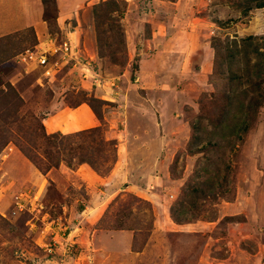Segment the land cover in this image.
I'll use <instances>...</instances> for the list:
<instances>
[{"label":"rangeland","instance_id":"obj_1","mask_svg":"<svg viewBox=\"0 0 264 264\" xmlns=\"http://www.w3.org/2000/svg\"><path fill=\"white\" fill-rule=\"evenodd\" d=\"M48 1V21L42 0L36 3L42 30L22 28L17 17L0 29L15 26L0 38V264H264V77L255 75L261 58L254 51L264 50V7L81 0L75 10L73 0ZM248 35L253 46L238 71L241 88L250 90L240 95L252 103L247 126L223 135L213 127L226 92L210 78L212 44L240 46ZM82 102L99 124L65 127L64 108ZM131 103L149 106L139 113L146 112L153 136L165 135L142 153V184L129 175L117 184L89 183L88 174L73 172L82 160L94 162L97 171L86 164L98 177L125 163L126 136L142 126L127 121L140 118ZM193 123L203 130L193 132ZM12 152L24 172L1 176ZM196 171L200 180L212 176L190 194ZM211 178L218 184H208Z\"/></svg>","mask_w":264,"mask_h":264},{"label":"crops","instance_id":"obj_2","mask_svg":"<svg viewBox=\"0 0 264 264\" xmlns=\"http://www.w3.org/2000/svg\"><path fill=\"white\" fill-rule=\"evenodd\" d=\"M0 3H1V5H0V29L1 30H6L5 19H9V21H11L14 19L13 17H17V18H15V20H13V23H19L22 28L26 27V25H27V26H35L36 28L39 27L42 30V26H44V24H43L44 22L40 18L41 17L40 11L38 10V6L36 5V3L38 4V0L37 1L36 0H0ZM78 3H79V5H81L83 2H81V0H73L70 4L71 8L77 10L78 8L74 5H77ZM19 4H20V7H19ZM11 5L15 6V9L13 11V13H15V14H13V13L11 14V12H8V10L10 8L9 6H11ZM22 8H23V10H22ZM3 12H6L7 18H4L1 16L2 14H5ZM6 14H5V17H6ZM14 28H15V26L12 27L10 30L12 31V29H14ZM10 30H8V31H10ZM8 31L1 32L0 36L8 33ZM51 76H52V74H51ZM51 90H52V92H55L54 88H51ZM97 97L102 98V96H97ZM50 100H51V98H50ZM84 105H85V103L82 102L81 104H77L75 106L68 105L64 108V109L68 110L67 114L69 115L66 117V120L64 119L65 122L64 123L62 122L63 125H65V127L74 128V127L83 125L87 121L94 122L95 126L99 124L98 121L96 122V118H93L92 114L90 115V113H87L86 111L82 110ZM140 105L141 106H139V105L133 106V103H131V105H129V108H128V110L137 112L135 114L137 117L140 114V118L136 117L137 118L136 120L134 118H131L130 116H128L127 121L130 122L129 124L131 125L132 123H134L132 126H134L135 124L137 125L138 121L140 119L142 126L137 130V133H135L137 135L134 136V135L128 134V136H126V141L123 144L126 147L125 163L122 162L120 165H113L109 169L107 174L103 175L101 177H98L96 174L91 172V168L89 169L87 167L86 163H82L81 165H79V167H77L74 170L72 169L74 173L79 174L81 172V174H82L81 177H84L85 174H88L89 177H91V179L90 180H87L86 178H83V179L85 181L87 180L91 184H96V183L97 184H114V183H116V181L117 182L120 181V180H118L119 177H120V179L121 178L126 179V177L128 175L131 176L132 179H136L137 184H142L141 182H139L140 180H138L137 178H138V175H140V173L145 169V164H147V162H148L147 159L143 156L144 152L147 150V147L154 146L152 144L153 140H156L157 142L162 141V139H165V135L164 134L163 135L159 134L157 136L152 135V132H151L152 131V123H150L151 126H148L145 122V119L143 120V118H142V117H144V118L147 117L146 112H144V113L142 112V114L139 113L140 108L142 111H145V109H149V106L144 105V104H143L144 106L142 104H140ZM86 118L88 120H85ZM167 118H168L167 116H163L161 118V121L164 122L163 119L166 120ZM109 124L110 125H109L108 131L110 133H112V135H113L112 137H117L114 135L115 134V132H114L115 123H112V124L109 123ZM57 125H61V122H59ZM120 139L121 138H118V141H120ZM138 150L141 151V155H137ZM142 153H143V155H142ZM16 156L17 155L15 154V152H12V155L10 157H8L7 160H5V162L7 163V165L9 167L8 168L4 167L2 169L3 173L1 176H3L4 173H6L4 171V169H7V171H9V169H10L12 174H14V173L21 174L22 172H24L25 168L24 167L22 168L23 162H21V160H19L18 157H16ZM136 156H138V157L135 160ZM154 156L155 155L153 154L152 158ZM132 158H134V159L132 160ZM152 158H151L150 162L153 164V162L156 158L154 157L153 160H152ZM18 163H19V166L21 168L20 170H18ZM85 164H86V166H85ZM153 167H155V166L153 165ZM128 169H130V174H127V175L124 174L123 175L124 170H128ZM55 170H57V169L55 168ZM55 172H57V171H55ZM132 179H131V181H132ZM12 180L13 179L11 177H8V178H6L4 183L9 184ZM108 180H110V181L107 182ZM122 181H123L124 185L135 184L133 182H129V180H125V182H124V180H122ZM118 184H120V183H118Z\"/></svg>","mask_w":264,"mask_h":264},{"label":"trees","instance_id":"obj_3","mask_svg":"<svg viewBox=\"0 0 264 264\" xmlns=\"http://www.w3.org/2000/svg\"><path fill=\"white\" fill-rule=\"evenodd\" d=\"M247 1H249L250 4H248L246 10L250 9L252 6L253 7H264V0H247ZM48 2H49L48 0H42V3L44 5L43 16L46 21H48L49 19L47 15V11H46ZM107 3L114 4V5L117 4L115 0H108ZM120 14H122V12H120ZM94 15L96 19H98L99 14L95 13L94 11ZM54 23L56 24L55 17H54ZM96 25H99V24L96 23ZM0 38H2V36H0ZM254 38L255 36L253 35L246 36L242 40L243 43L240 46L236 44L235 41H232L231 43H227L222 47L220 45V42H218L216 38L214 40L215 42L212 44L215 54H214V70L211 73L210 78L212 80V84L216 87V90L226 92L223 105L221 109L218 111L217 116H216L217 120L215 121V124L213 125V127L216 128L214 132L225 130V132H223V135H228L229 133L230 134H233V133L240 134L241 132H244L246 130L247 114H246L245 109L247 107H250L252 103L249 102V104L245 105L243 101L241 100L240 95L243 96V98H245L246 95H248V93L250 92V90L241 88L240 85L242 84L243 75L242 73L238 71L242 69L241 65H242L243 59L247 63L246 58L249 53L248 50L251 45L253 46L252 42L250 41ZM254 51L258 52L259 58H261L259 64L256 67V69L258 68V71L255 73V75L264 77V50L262 52H259L258 50L254 49ZM247 79L249 78H245V81H247ZM10 87L12 88L11 85ZM253 87L254 89L258 90V94L261 93L259 82L254 83ZM237 113H239V115H237ZM191 128L193 132L203 130L200 123L198 124L193 123L191 125ZM93 129L94 128L79 130L74 133L81 135ZM62 137H68V136L64 134L62 135ZM192 138L196 139V137L194 136H192ZM81 163H88L89 165H91L92 168H94V170L97 171V168L94 165V162L90 160H82ZM56 165H58V163ZM68 165L71 166V164L69 163ZM203 170L205 172L208 171L207 169H204V168ZM206 175L208 176L205 179L200 180L201 175L197 171L195 172V174L193 175V178L195 180L192 179V182H188V184H192L189 186L190 194H197L201 192V190L195 184H205L207 179L210 178V175L212 176V173L208 172ZM213 178L215 179V177ZM213 178H211L208 184H214V183L218 184L217 181L215 182V180H212ZM180 207L184 211L183 207L185 208V206L183 205V203L180 205ZM180 207L176 208V210L181 211ZM173 217L176 221H178V217L176 218V216L174 215Z\"/></svg>","mask_w":264,"mask_h":264},{"label":"built area","instance_id":"obj_4","mask_svg":"<svg viewBox=\"0 0 264 264\" xmlns=\"http://www.w3.org/2000/svg\"><path fill=\"white\" fill-rule=\"evenodd\" d=\"M43 61H44V62H43ZM45 61H46V60H45L44 58H41V59H40V62H41V63H45Z\"/></svg>","mask_w":264,"mask_h":264}]
</instances>
